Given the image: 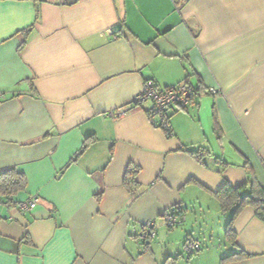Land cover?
<instances>
[{
	"label": "crops",
	"instance_id": "crops-1",
	"mask_svg": "<svg viewBox=\"0 0 264 264\" xmlns=\"http://www.w3.org/2000/svg\"><path fill=\"white\" fill-rule=\"evenodd\" d=\"M145 80L198 89L169 110L171 137L148 102L131 106ZM0 96V173L26 180L0 199V264H264V223L241 209L231 246L213 194L248 181L245 162L264 187V0H0ZM186 239L201 249L188 256ZM237 251L247 257L221 261Z\"/></svg>",
	"mask_w": 264,
	"mask_h": 264
},
{
	"label": "trees",
	"instance_id": "trees-1",
	"mask_svg": "<svg viewBox=\"0 0 264 264\" xmlns=\"http://www.w3.org/2000/svg\"><path fill=\"white\" fill-rule=\"evenodd\" d=\"M33 2H37L39 0H31ZM30 28H27L25 30H22L23 34L26 35L29 32ZM148 81V80H145ZM185 83V82H183ZM187 83V82H186ZM188 84V83H187ZM180 85V84H178ZM189 95H188V105L191 103L194 94L197 93L198 89L192 88L189 84ZM168 88V87H166ZM187 105V106H188ZM131 106L135 107L137 104L135 102L131 103ZM187 108V107H186ZM186 108L180 110H186ZM148 111V110H147ZM146 111V113H147ZM174 112H179V110H174ZM172 114V113H171ZM171 114H167V120L169 124L168 129H162V131L165 133L167 137H171L173 135L169 119L171 117ZM159 128L157 125L155 126ZM214 131L219 136V129L217 126V121L215 120L214 123ZM94 140L93 136H89L85 138L82 147L80 150L70 159V161L64 166L62 171L66 169L68 165L73 163L75 159L79 156V154L82 153V151ZM179 151L185 152L188 155H190L194 160L197 162H202V159L209 155V151H207L205 148H198L191 150L187 147H181ZM245 169L247 170V174L249 175L248 181L238 185L233 186L228 182H225L214 194L215 199L217 200L219 204V209L222 213H228L230 214L229 222L225 229V238L226 241L233 247L236 246L235 243V232L232 229V222L234 218L237 216V214L241 211V209L245 207H251L254 211L255 217L260 220V222L264 223V187L259 186V184L256 182L254 174H252V169L250 168L249 164L245 162L244 164ZM137 173V168L134 167H128L124 176L123 185L124 187L129 191L133 192L134 188L137 187V183L135 182V176ZM26 180L25 176L22 173H19L15 171L14 169H7L5 171H2L0 173V199L1 198H10L19 192L23 191L25 189ZM175 209V210H174ZM181 210H177L176 207L173 209H170L168 213L173 214L177 217H182ZM179 223H177L175 226H177ZM169 229L173 227H168ZM137 240L147 248L149 241L148 240H139L137 237ZM189 239H186V241ZM201 249V247H200ZM194 255V254H193ZM192 256V255H189ZM247 257L245 253L242 251H237L235 253H232L226 257H223L221 259L222 262L225 261H235L240 260Z\"/></svg>",
	"mask_w": 264,
	"mask_h": 264
},
{
	"label": "built area",
	"instance_id": "built-area-1",
	"mask_svg": "<svg viewBox=\"0 0 264 264\" xmlns=\"http://www.w3.org/2000/svg\"><path fill=\"white\" fill-rule=\"evenodd\" d=\"M210 95H217L218 92L214 88H209L206 91ZM189 86L187 83H182L177 86H171L168 88H158L153 81H145L141 92L135 96L132 102H135L137 106L142 105L145 102L150 104V108L147 111V118L151 125L158 126L159 129H168L169 124L167 120V114L171 108L175 110H182L188 105ZM1 97V96H0ZM112 120H116L124 115L121 111H112L107 114ZM37 204V198L33 197L19 205L21 211H31ZM179 217L174 216L171 213L165 214V223L167 227H174L180 222ZM155 237L153 231V222L147 221L144 223L142 230L138 236L139 240H152ZM183 252L185 254L193 255L200 250V244L196 241L187 240L183 244Z\"/></svg>",
	"mask_w": 264,
	"mask_h": 264
},
{
	"label": "snow or ice",
	"instance_id": "snow-or-ice-1",
	"mask_svg": "<svg viewBox=\"0 0 264 264\" xmlns=\"http://www.w3.org/2000/svg\"><path fill=\"white\" fill-rule=\"evenodd\" d=\"M146 9H150L155 3V0H143Z\"/></svg>",
	"mask_w": 264,
	"mask_h": 264
},
{
	"label": "rangeland",
	"instance_id": "rangeland-1",
	"mask_svg": "<svg viewBox=\"0 0 264 264\" xmlns=\"http://www.w3.org/2000/svg\"><path fill=\"white\" fill-rule=\"evenodd\" d=\"M197 242V241H196Z\"/></svg>",
	"mask_w": 264,
	"mask_h": 264
}]
</instances>
